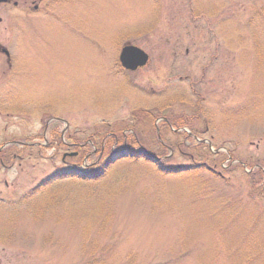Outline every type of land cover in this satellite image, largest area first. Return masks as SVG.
<instances>
[{
	"label": "rangeland",
	"instance_id": "obj_1",
	"mask_svg": "<svg viewBox=\"0 0 264 264\" xmlns=\"http://www.w3.org/2000/svg\"><path fill=\"white\" fill-rule=\"evenodd\" d=\"M53 13L14 33L27 106L0 114V142L40 147L0 166V264H264V181L251 188L264 171V0H59ZM125 42L149 63L122 76ZM138 110L193 128L160 120L157 139ZM62 124L76 146L56 152ZM136 143L163 166H205L161 173L127 155Z\"/></svg>",
	"mask_w": 264,
	"mask_h": 264
},
{
	"label": "flooded vegetation",
	"instance_id": "obj_2",
	"mask_svg": "<svg viewBox=\"0 0 264 264\" xmlns=\"http://www.w3.org/2000/svg\"><path fill=\"white\" fill-rule=\"evenodd\" d=\"M58 5H59V0H0V76L3 79V80L0 79V114L4 112L7 118L11 117L8 114V111H11L12 107L14 106L16 108L18 107L23 112V109L27 106L26 104L24 105V102H21L20 99L18 101L17 97H15L16 93H14V89H13L12 78L20 72V67L18 66V64L14 66V64L18 62L17 57H19V53H20V51L17 50L18 38L14 36V33L22 32L23 28H24L23 31H26L28 29V24H31L38 18H43L45 16H49V17L53 16L54 9ZM123 45L124 43L121 46ZM116 67L119 69V74H121L122 76H127V74L132 73L122 69L118 63V60L116 61ZM145 67L136 69L135 71L141 70ZM177 76L179 80L183 78V76H179L178 74ZM202 76L203 75H201V77ZM184 77L188 78L189 75H185ZM4 78H7V81ZM171 78H174V76L170 74L169 79ZM5 81L8 84L5 85ZM11 82L12 85H10ZM5 91H7V93H5ZM148 112H150V114L154 117L153 125L156 128V130L158 129L156 125H158V122L160 120L164 124H166L168 128H171V125L165 116H159V114H156L151 111ZM53 119L55 118H52L51 120ZM184 121H186V119ZM48 124L49 123L46 122L44 126V132L42 136L43 140H45L46 138L45 131L48 128ZM62 125H63V130L61 132H58L55 129L51 130L56 132L55 134H57L59 138V141H55V142L53 141L54 142L53 146L57 147L58 149L64 147H67V149L74 148L76 146L75 139L74 138L70 139V136L68 135V131H67V125L64 124ZM182 127L183 126L179 128ZM157 135H158V139H160L158 130H157ZM38 138L39 137L33 136L30 144L28 142L29 140L28 136H24L23 140L19 138V139L11 140L9 142H4V141L0 142V166H5L3 162L6 161H8L9 163V162H13L14 159L20 160L21 159L20 155L22 150H26L25 148L27 147L29 149L31 147L32 148L40 147L38 145L39 143L35 141L38 140ZM65 139L67 140L65 141ZM201 141L206 142L208 144L210 143L207 140H201ZM59 143L62 145L61 147H58ZM67 155L70 154L64 153L62 158H64ZM9 166H12V164L10 163Z\"/></svg>",
	"mask_w": 264,
	"mask_h": 264
},
{
	"label": "trees",
	"instance_id": "obj_3",
	"mask_svg": "<svg viewBox=\"0 0 264 264\" xmlns=\"http://www.w3.org/2000/svg\"><path fill=\"white\" fill-rule=\"evenodd\" d=\"M137 113H138V116L140 117V116H142L141 117V121L142 122H146V123H149L148 121L150 120L152 123H153V120H154V117L150 114V112H148V111H145V110H138L137 111ZM193 116H200L201 114H200V111L199 110H195V113H193L192 114ZM155 116H158V115H155ZM187 116V115H186ZM186 116H184L183 115V118L181 119V116H179V117H177L176 119V121H173V120H171L170 118H167V120H168V122L170 123V125L172 126V127H174V128H179V127H181V126H188L189 128H193V125H192V120H191V117H186ZM186 119V121H184ZM56 132H54V131H51V145L55 142V141H59V138H58V135L57 134H55ZM30 139V138H29ZM54 141V142H53ZM159 144V146L160 147H162L161 146V144L160 143H158ZM50 145V146H51ZM123 145H125V143L123 144ZM136 145H140V147L141 148H144L143 150V152L142 153H135V154H133L132 156H133V158H135L137 155H142V160H144V161H147V162H149L150 160H151V156H150V153H148V150L144 147V145H142V144H137L136 143ZM62 145L59 143V146L58 147H61ZM52 147L54 148V150L57 152V150H58V148L57 147H55V146H53L52 145ZM149 147V146H148ZM163 148V147H162ZM150 152V151H149ZM201 157H203V158H205L206 157V155H205V153H201ZM106 160V159H105ZM106 162L107 163H110L111 162V159H107L106 160ZM202 163H204V162H202ZM150 164H152V165H154V166H156V170L158 171V172H161V173H166V172H171V171H173V172H176V173H182V172H186V171H188V170H190V171H193V172H196V171H198L199 169H202V166L201 165H199V164H196V166H194V167H192V168H188V169H183V170H179V169H175V168H171V167H166V166H163V161H156V163H151L150 162ZM102 165H106L105 164V162H104V164H102ZM199 171H201V170H199ZM257 175L259 176V178H258V176H257V178L258 179H253L252 181H251V188L252 189H254V190H256L257 191V189H256V186L258 185V184H261L264 180H262V178H264V171H263V168L262 167H260V169H258L257 170ZM253 174V173H252ZM50 179V180H49ZM47 181L49 182V181H51L52 179H53V177H50ZM44 183H46V182H42L41 184H39L40 186H42ZM36 188H38V187H36ZM36 189H34L33 190V192L35 191ZM258 191H260V190H258ZM55 201V200H54ZM56 202V201H55ZM54 202V203H55ZM98 216L100 217V221H99V223H98V227L100 228V230L103 232L106 228H107V225H108V222H109V218H108V215L107 214H105V210L104 209H102V210H100L99 211V213H98Z\"/></svg>",
	"mask_w": 264,
	"mask_h": 264
},
{
	"label": "water",
	"instance_id": "obj_4",
	"mask_svg": "<svg viewBox=\"0 0 264 264\" xmlns=\"http://www.w3.org/2000/svg\"><path fill=\"white\" fill-rule=\"evenodd\" d=\"M118 60L121 67L130 71H134L137 68L143 67L147 63L148 57L146 53H144L138 47L125 44L119 52ZM122 151L119 152V155L125 157L126 155ZM152 161L155 162L156 158L152 157Z\"/></svg>",
	"mask_w": 264,
	"mask_h": 264
}]
</instances>
